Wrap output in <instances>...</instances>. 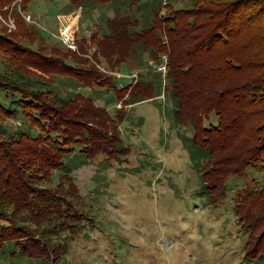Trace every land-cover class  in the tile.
I'll list each match as a JSON object with an SVG mask.
<instances>
[{
  "label": "trees",
  "instance_id": "1",
  "mask_svg": "<svg viewBox=\"0 0 264 264\" xmlns=\"http://www.w3.org/2000/svg\"><path fill=\"white\" fill-rule=\"evenodd\" d=\"M189 1L175 7L172 0H69L84 9L114 4L106 31L89 36L94 59L117 71L123 64L143 67L144 53L155 68L164 63L163 76L148 73L120 88L78 39L71 50L19 16L18 30L0 31V117L20 114L24 123L13 132L0 125V259L58 261L94 220L72 172L99 152L112 154L104 144L118 130L94 95L62 94L54 76L68 78L73 90L111 88L128 104L163 94L175 126L192 130L201 193L212 204L238 177L259 173L232 202L248 234L245 258L264 257V0ZM124 116L118 111L116 120Z\"/></svg>",
  "mask_w": 264,
  "mask_h": 264
},
{
  "label": "rangeland",
  "instance_id": "2",
  "mask_svg": "<svg viewBox=\"0 0 264 264\" xmlns=\"http://www.w3.org/2000/svg\"><path fill=\"white\" fill-rule=\"evenodd\" d=\"M165 1L168 0H161V4ZM172 1L175 7H185L190 2ZM11 3L0 5V31L18 30V16L38 27L45 37L50 35L56 40L71 26L97 69L100 66L117 71L102 58L94 59L96 47L89 42L93 33L106 31L105 19L114 15V4H95L84 9L72 6L69 0H32L25 9L21 0V13L12 10L10 16L6 7ZM66 13L68 18L57 17ZM37 42L32 45L38 46ZM159 57L163 59V55ZM143 58L147 60L143 67L124 65L119 72L135 74L137 80L148 73L156 75L160 70L152 58L148 53ZM4 63L0 52V65ZM81 65H87V61ZM104 74L111 77L110 73ZM54 78L62 94L76 91L96 96L95 106L105 108L115 121L118 138H110L104 144L114 147L112 154L99 152L72 172L85 205L92 208L93 222L78 232L58 261L20 258L12 264H264V257L253 261L245 258L248 234L239 223L232 202L241 187L261 177L259 173L250 170L238 177L231 182L226 198L212 204L201 193L202 182L194 167L192 130L175 126L169 115V100L163 94L128 104L126 97L118 100L111 88L83 86L73 90L75 85L68 78ZM114 80L120 88L132 79ZM118 111L125 115L123 121L116 120ZM23 124L20 114L15 118L0 117V125L10 132ZM0 264L11 261L1 258Z\"/></svg>",
  "mask_w": 264,
  "mask_h": 264
},
{
  "label": "built area",
  "instance_id": "3",
  "mask_svg": "<svg viewBox=\"0 0 264 264\" xmlns=\"http://www.w3.org/2000/svg\"><path fill=\"white\" fill-rule=\"evenodd\" d=\"M20 6H21V0H15V1H13L12 3H11V5H9L8 7H6V9L7 10H9V13H10V16L12 15L11 14V11L12 10H16V11H18L19 13H21V8H20ZM68 14L66 13V14H60V15H57V17H65V18H68ZM11 19V18H10ZM65 20L66 19H64V22H65ZM9 21H11V20H9ZM12 22V21H11ZM58 22H60L59 20H58ZM62 23V22H60L62 25H65V23ZM13 23V22H12ZM71 28V26L67 29L68 30V32H65V33H61L60 34V42H62V44L63 45H65L67 48H69V49H71V50H74V51H77L78 49H77V44H76V41H77V36H76V33H75V31L74 30H72V29H70ZM88 57L90 58V56L88 55ZM163 59H164V61H165V56L163 55ZM99 68H100V70L102 71V72H104V73H110L111 74V76L113 75H115L116 77L115 78H122V77H130V79H132L131 80V82L129 83V84H131V85H133L136 81H137V76L135 75V74H122V73H120L119 71H114V72H112V71H109V70H105L103 67H100V66H98ZM157 69L158 70H160V71H165V66H164V64H162V65H160V66H158L157 67ZM112 76V77H113Z\"/></svg>",
  "mask_w": 264,
  "mask_h": 264
},
{
  "label": "crops",
  "instance_id": "4",
  "mask_svg": "<svg viewBox=\"0 0 264 264\" xmlns=\"http://www.w3.org/2000/svg\"><path fill=\"white\" fill-rule=\"evenodd\" d=\"M122 66H124V64H123ZM122 66H121V67H122Z\"/></svg>",
  "mask_w": 264,
  "mask_h": 264
}]
</instances>
